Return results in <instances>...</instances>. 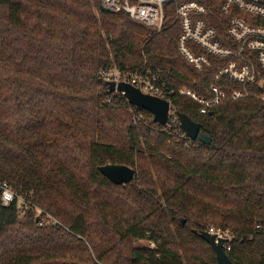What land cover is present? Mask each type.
<instances>
[{
	"label": "trees",
	"instance_id": "trees-1",
	"mask_svg": "<svg viewBox=\"0 0 264 264\" xmlns=\"http://www.w3.org/2000/svg\"><path fill=\"white\" fill-rule=\"evenodd\" d=\"M199 1L227 39L221 1ZM167 8L157 32L101 0H0V181L29 200L22 214L0 200V264H219L195 232L209 225L234 233L235 264H264V80L205 114L175 94L205 143L155 122L99 74L145 65L201 96L214 84L242 88L215 78L229 58L212 56L204 70L186 60ZM107 163L136 178L115 184L99 170ZM148 238L156 249L134 244Z\"/></svg>",
	"mask_w": 264,
	"mask_h": 264
},
{
	"label": "built area",
	"instance_id": "built-area-1",
	"mask_svg": "<svg viewBox=\"0 0 264 264\" xmlns=\"http://www.w3.org/2000/svg\"><path fill=\"white\" fill-rule=\"evenodd\" d=\"M220 1L221 11L229 16L226 27L227 39L219 36L217 27L209 21L211 12L208 6L199 0H101V5L103 9L111 12H126L133 19L155 28L157 32L164 28L169 11L167 6H171L181 26L178 48L186 60L197 70H204L212 65V56L229 58L215 74V78L227 77L241 84L242 88H235L227 83L214 84L211 86V96H201L195 90L176 88L172 77L166 72L145 65L136 69H122L116 65L102 68L99 73L101 78L105 83L126 82L144 93L167 100L170 109L168 121L163 126L170 127L177 123L181 125L179 113L173 104L177 92L196 101L202 114L220 104L228 91L235 99L250 94L248 85L264 80V0ZM242 12L247 14L248 18L243 16ZM113 93L125 97L124 93L118 90H114ZM108 101H111V98ZM144 117L141 111L134 114L136 120H143ZM182 137L192 140L185 131ZM0 200L4 205L16 202L20 214L25 212L29 204L27 198L3 181H0ZM51 218L52 216L48 215L46 220ZM43 222L45 221L40 224ZM204 230L214 235L216 241L225 240L223 245L225 251L231 249L234 240V233L231 230L215 225H209ZM134 244L147 249H156L158 246L155 240L149 238L138 239Z\"/></svg>",
	"mask_w": 264,
	"mask_h": 264
},
{
	"label": "water",
	"instance_id": "water-1",
	"mask_svg": "<svg viewBox=\"0 0 264 264\" xmlns=\"http://www.w3.org/2000/svg\"><path fill=\"white\" fill-rule=\"evenodd\" d=\"M106 85L112 91L118 90L123 92L131 104L151 112L155 122L162 125L167 123L170 109V104L167 100L144 93L139 88L126 82H121L119 84H116L115 82H106ZM178 116L181 127L188 137L192 140L198 139L205 143L211 142V137L200 132L199 122L194 121L185 113H179ZM99 170L115 184H127L136 178L137 173L134 167L127 164L117 163L101 165L99 166ZM37 220H39V218H37ZM195 232L212 246L216 252L219 264H235L224 249L223 245L226 242L225 240L220 239L216 241L215 236L209 234L205 230H195Z\"/></svg>",
	"mask_w": 264,
	"mask_h": 264
},
{
	"label": "rangeland",
	"instance_id": "rangeland-1",
	"mask_svg": "<svg viewBox=\"0 0 264 264\" xmlns=\"http://www.w3.org/2000/svg\"><path fill=\"white\" fill-rule=\"evenodd\" d=\"M133 118H134V115H133ZM180 251H181V249H180Z\"/></svg>",
	"mask_w": 264,
	"mask_h": 264
}]
</instances>
